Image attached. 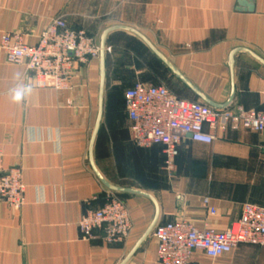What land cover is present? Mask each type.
Listing matches in <instances>:
<instances>
[{"label": "crops", "instance_id": "obj_1", "mask_svg": "<svg viewBox=\"0 0 264 264\" xmlns=\"http://www.w3.org/2000/svg\"><path fill=\"white\" fill-rule=\"evenodd\" d=\"M253 2L248 11L238 9V0H0V42L3 34L19 32L23 43L35 45L57 16L99 44L113 28L105 41L103 116L91 151L100 60L76 62L71 89L55 91L33 87L26 62L9 61L0 48L3 166L20 167L25 184L20 210L0 200V264H159L153 231L132 253L155 218L157 224L186 218L221 232L245 203L264 206V131L243 122L206 125L214 141L184 138L169 172L161 145L133 142L124 99L127 88L142 82L204 103L149 42L208 100L225 104L234 88L226 108L264 112V0ZM102 179L149 196L111 191ZM108 192L125 202L133 222L122 243L84 239L78 227ZM206 196L215 214L203 205ZM195 258L264 264V247L243 243L218 258L201 252Z\"/></svg>", "mask_w": 264, "mask_h": 264}, {"label": "built area", "instance_id": "obj_2", "mask_svg": "<svg viewBox=\"0 0 264 264\" xmlns=\"http://www.w3.org/2000/svg\"><path fill=\"white\" fill-rule=\"evenodd\" d=\"M0 48L9 61L26 62L33 87L55 91L71 89L76 62L87 64L100 55L95 37L84 29L69 26L63 16L49 21L35 45L23 43L19 32H8L2 35ZM124 99L133 142L142 148L161 145L164 167L169 172L175 169L184 138L203 143L214 141L215 136L206 130V125L214 129L219 121L243 122L252 131H264V112L217 109L181 98L163 85L136 82L124 91ZM24 192L21 168H4L0 147V200L20 210ZM202 203L211 214L216 213L208 196ZM78 227L84 239L117 244L127 239L133 222L125 202L108 192L101 206L83 213ZM152 236L157 241L159 264H203L195 258L197 252L214 259L243 243L264 247V206L245 203L240 217L225 231L199 228L192 221L180 218L157 224Z\"/></svg>", "mask_w": 264, "mask_h": 264}, {"label": "water", "instance_id": "obj_3", "mask_svg": "<svg viewBox=\"0 0 264 264\" xmlns=\"http://www.w3.org/2000/svg\"><path fill=\"white\" fill-rule=\"evenodd\" d=\"M238 9L239 10H248V11H253L254 9V2L253 0H238ZM124 27L126 29L132 30L134 32H136L135 30H133L132 28L126 27V26H121ZM113 28L110 29H106L101 36V40H100V55H99V60H100V88H99V101H98V114H97V120H96V124H95V128L93 131V135L91 138V144H90V151L92 150V146H93V141L95 139V136L98 132V129L100 127V123H101V119L103 116V110H104V86H105V41H106V37L107 34L109 33L110 30H112ZM139 36L142 37V35L138 32H136ZM148 46L159 56V58L161 60H163L167 66L171 69L172 72H174L179 78H181L188 86H190V88L196 93L198 94L204 103L210 105L211 107L214 108H226L230 105L233 96H234V88H232V92L231 95L228 99V101L225 104H216L210 100H208L205 96H203L195 87H193L192 85L189 84V82L184 78V76L182 74H180L175 67H173L170 62H168L166 60V58H164L155 48L154 46H152L149 42H147ZM236 50H234L231 53L230 56V60H229V66L232 68L233 67V57L235 54ZM264 63V61H263ZM92 160V159H91ZM100 177V176H99ZM104 184L111 190V191H121V192H128V193H138V194H143L146 196H149L147 193L140 191V190H134L131 188H123V187H117V186H113L111 184H109L107 181L103 180ZM178 199L181 201L182 198L179 196ZM157 224V218H155L154 222L151 224V226L149 227V229L147 230L146 234L142 236V238L140 239V241L138 242L137 246L133 249L132 253L135 251V249L145 240L146 236L148 234H150L153 229L156 227ZM131 253V254H132Z\"/></svg>", "mask_w": 264, "mask_h": 264}, {"label": "clouds", "instance_id": "obj_4", "mask_svg": "<svg viewBox=\"0 0 264 264\" xmlns=\"http://www.w3.org/2000/svg\"><path fill=\"white\" fill-rule=\"evenodd\" d=\"M19 96H20V93H17V94L15 95L14 99H18Z\"/></svg>", "mask_w": 264, "mask_h": 264}]
</instances>
